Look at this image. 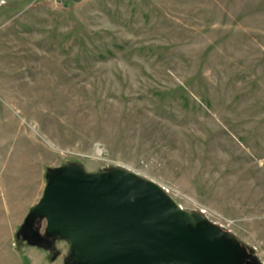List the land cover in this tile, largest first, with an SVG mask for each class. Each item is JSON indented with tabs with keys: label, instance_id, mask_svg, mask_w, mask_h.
<instances>
[{
	"label": "rangeland",
	"instance_id": "rangeland-1",
	"mask_svg": "<svg viewBox=\"0 0 264 264\" xmlns=\"http://www.w3.org/2000/svg\"><path fill=\"white\" fill-rule=\"evenodd\" d=\"M68 163L155 182L264 264V0H0V264H63L16 233Z\"/></svg>",
	"mask_w": 264,
	"mask_h": 264
},
{
	"label": "water",
	"instance_id": "water-1",
	"mask_svg": "<svg viewBox=\"0 0 264 264\" xmlns=\"http://www.w3.org/2000/svg\"><path fill=\"white\" fill-rule=\"evenodd\" d=\"M32 220L37 237L25 242L53 256L55 244L65 243L63 264H241L246 251L233 234L182 209L155 182L120 168H48L17 238Z\"/></svg>",
	"mask_w": 264,
	"mask_h": 264
},
{
	"label": "flooded vegetation",
	"instance_id": "flooded-vegetation-1",
	"mask_svg": "<svg viewBox=\"0 0 264 264\" xmlns=\"http://www.w3.org/2000/svg\"><path fill=\"white\" fill-rule=\"evenodd\" d=\"M23 221H22V223H23ZM21 224H20V226H21ZM36 225H37L36 220H34V221L32 220V221L28 222L25 225V227L23 228V231L20 234V238L24 239V241H26L28 238L33 239L34 237H37ZM241 256L243 258V261L241 264H259L257 259L255 258V256L253 255V253L247 247H246L245 253L242 254Z\"/></svg>",
	"mask_w": 264,
	"mask_h": 264
},
{
	"label": "crops",
	"instance_id": "crops-1",
	"mask_svg": "<svg viewBox=\"0 0 264 264\" xmlns=\"http://www.w3.org/2000/svg\"><path fill=\"white\" fill-rule=\"evenodd\" d=\"M31 247H33V246H31ZM37 248V247H36ZM39 249V248H38ZM40 250H42V249H40ZM44 251V250H43ZM44 256V255H43ZM42 259V258H41ZM20 264H21V261H20Z\"/></svg>",
	"mask_w": 264,
	"mask_h": 264
}]
</instances>
